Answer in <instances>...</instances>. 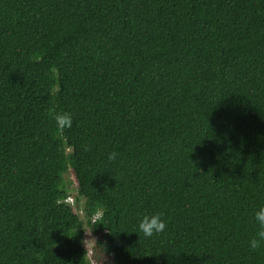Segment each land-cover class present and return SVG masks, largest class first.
<instances>
[{
  "label": "trees",
  "instance_id": "1",
  "mask_svg": "<svg viewBox=\"0 0 264 264\" xmlns=\"http://www.w3.org/2000/svg\"><path fill=\"white\" fill-rule=\"evenodd\" d=\"M74 202L107 264H264V0H0V264H89Z\"/></svg>",
  "mask_w": 264,
  "mask_h": 264
},
{
  "label": "clouds",
  "instance_id": "2",
  "mask_svg": "<svg viewBox=\"0 0 264 264\" xmlns=\"http://www.w3.org/2000/svg\"><path fill=\"white\" fill-rule=\"evenodd\" d=\"M57 129L63 131L64 129H70L73 125V116L71 112H60L53 116ZM84 147V146H82ZM85 150H90L85 147ZM119 154L117 152L108 153L107 159L109 162H113L117 159ZM106 209L100 206L95 209L91 219L93 223L101 224L105 216ZM253 221L257 225V229L251 239L248 241V245L252 250H258L264 247V205L258 206L253 214ZM102 225V224H101ZM167 225L162 219V214L144 215L138 224L139 231L143 233L146 238H150L153 235L160 234L166 229ZM85 232V231H84ZM92 232H85L86 236L90 237L81 241V244L85 248V256L89 258V264H107V259L104 253L103 259L99 260L97 257L98 247L101 246L97 238L92 236ZM83 257V258H84Z\"/></svg>",
  "mask_w": 264,
  "mask_h": 264
},
{
  "label": "rangeland",
  "instance_id": "3",
  "mask_svg": "<svg viewBox=\"0 0 264 264\" xmlns=\"http://www.w3.org/2000/svg\"><path fill=\"white\" fill-rule=\"evenodd\" d=\"M64 181H65V187H66V189H68V195L70 198L69 202H72V198L75 200L76 192H75V184H74L73 178H72L70 173H67L64 175ZM72 208H73V211L78 215L80 221H82L83 230L85 232H89V230L86 226L87 217L83 213V211L81 210L82 209V202L79 203V206L76 205L74 202V205ZM85 232H84L85 239H89L90 237L86 236Z\"/></svg>",
  "mask_w": 264,
  "mask_h": 264
},
{
  "label": "built area",
  "instance_id": "4",
  "mask_svg": "<svg viewBox=\"0 0 264 264\" xmlns=\"http://www.w3.org/2000/svg\"><path fill=\"white\" fill-rule=\"evenodd\" d=\"M69 200H70V198H68V199L66 200V202H67L69 205H71L72 202H69Z\"/></svg>",
  "mask_w": 264,
  "mask_h": 264
}]
</instances>
